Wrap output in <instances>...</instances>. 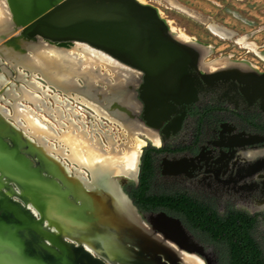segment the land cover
I'll return each instance as SVG.
<instances>
[{
	"label": "flooded vegetation",
	"instance_id": "af4514ba",
	"mask_svg": "<svg viewBox=\"0 0 264 264\" xmlns=\"http://www.w3.org/2000/svg\"><path fill=\"white\" fill-rule=\"evenodd\" d=\"M4 2L10 11L8 0ZM158 13L160 15L159 11ZM165 24L167 25L166 22ZM167 29L171 33L169 26ZM170 35L193 49V53L189 52L186 46L173 39L185 47L194 65L185 68L188 73L186 83L171 85L164 94L150 88L151 93L147 95L139 69L92 46L112 57L131 79L126 83H110L102 93L96 91L94 94H97V100L102 103L105 112L112 115L114 121L117 116L120 123L145 140L134 177L113 170L110 172L111 177L104 176L97 181V185H92L93 176L85 164L73 166L68 163V156L47 155L48 152L44 148H38L34 141L31 144L23 140L22 131L8 134L9 129L4 124L8 122L1 112L0 138L8 140L25 166L28 164L21 151L27 153L24 154L31 160L32 166L28 169L36 171L32 182L44 181L59 191L57 201L62 206L57 210L61 211L50 208L42 225L48 231L58 232L73 244L86 246V249L89 248L86 243L90 244L95 250L89 249L93 254H105L102 255L105 264H138L121 253L123 248L130 252L140 250L149 259L158 255L159 260L165 264H226L227 255L223 245L212 243L211 236L214 232L205 233L191 229L188 225L212 227L233 223L236 212L240 213L237 217L239 223L249 225V232L264 258V229L261 228L264 227V56L238 44L236 37L233 41L230 40L253 56L244 58L228 51L226 54H231V59L228 56H218L220 53L218 57L208 59L210 45L198 43L181 33ZM9 45L10 43H0V53L4 58L8 52L12 57L17 55V51L8 48ZM5 47L7 50L4 51ZM261 54L264 53L261 51ZM9 64L12 62L0 60L2 70L10 68ZM126 92L132 93L130 101L121 99ZM26 99L34 102L33 97ZM136 119L153 129L140 127ZM143 130L154 135L158 143L145 136ZM127 143L129 146V140ZM87 147L85 145L82 148L85 151L84 158L93 160ZM146 150L151 160L148 191L154 194L184 195L182 213L161 207L143 209L135 203L132 191L138 183L141 156ZM0 178L7 185L2 190L10 197L18 199L17 194H26L27 198H33L32 189L25 191L19 182H16V186L13 185L10 178L7 179L1 172ZM111 185L127 196L135 214L141 217L147 227L151 228L148 216L160 211L177 219L192 239L182 248L185 250L165 241V245L158 243L148 251L138 244L137 235L129 239L115 230L111 224L120 225L119 222H114L111 214L110 217L107 215L114 209L113 206L119 210V216L123 217L124 212L123 204L118 201L122 196H118L115 204V195H107ZM45 198V202L50 201L48 197ZM106 198L112 201L111 209L102 206V201ZM53 203L54 199L50 204ZM25 206L38 214V209L34 206ZM92 210H100L105 217H100ZM85 220L91 225H87ZM107 234L114 239L106 237ZM114 241L117 247L111 245ZM100 249L105 251L102 253Z\"/></svg>",
	"mask_w": 264,
	"mask_h": 264
},
{
	"label": "bare ground",
	"instance_id": "6f19581e",
	"mask_svg": "<svg viewBox=\"0 0 264 264\" xmlns=\"http://www.w3.org/2000/svg\"><path fill=\"white\" fill-rule=\"evenodd\" d=\"M53 1L57 0H8L10 8V11H8L4 0H0V43H10L11 46L9 45L8 48H13L15 52L17 51V55L14 56L16 58L12 57L10 52L6 54V58L0 53V60L5 59L7 63H9V61L12 62V64H9L11 67H6L3 71H6L8 74L16 72V74L19 75L18 77L22 78L23 83H25L18 87V92L15 94L8 87L5 89L2 88L8 82L3 75H0V89L2 88L6 96L8 95L13 98L12 100H8L6 97L2 98L5 102L10 103L11 109L5 108L0 104V112L4 118H8L9 116L11 120H14L15 124L25 135H27V132L31 133L33 135L32 137L35 138L33 141L36 146L42 150L44 148L48 152L47 155L52 157H56L57 155L60 157L68 156V163L73 166H82L85 164L93 176V178H91L92 185H97L99 183L97 181L104 176L111 177L110 172L113 170H116V172L128 173L130 176L134 177L137 171V164L139 163L141 146L145 144V140L120 123L117 116L114 121L111 117L112 115L105 112L101 105L102 103L97 100V94H94L96 91L102 93L110 83H126L130 81L131 79L128 78L129 74H124L120 64L107 55L105 53L107 52L106 50L81 39H49L33 34L29 35L28 37H31V39L27 40L9 36L11 31L15 28L21 30L20 26L16 27L19 13H25L32 6H37L42 2L50 3ZM21 15L24 16V14ZM209 28L214 34L220 37L226 38L232 35L231 31L223 29L215 24L210 23ZM169 34L171 33L169 32ZM181 34L184 36L183 33ZM173 39L186 46V48L189 49L188 51L193 53V49L188 46V44L177 40L175 36H173ZM72 41L75 42L72 43ZM237 43L249 49H254L255 47L253 43H249L243 38H238ZM92 46L102 49L105 52L95 49ZM5 50H7V47H5L4 51ZM194 58L196 59V57ZM35 75L41 76L46 81L47 87H51L65 96H72L75 101L74 103H78L83 108L90 110L92 118L98 121H102V119L105 118L108 122L116 124L117 131L119 132V135H117L118 139L115 138V134L108 130V128L101 129L99 126H92L91 129H89L83 121L78 122L71 115H68L66 117V122H64L62 119L65 115L62 110V105H65L64 107H66L67 110L71 108L69 112L72 114H75V109L67 104L70 103L68 100L64 102L62 97L60 98L56 93L53 95L55 107L47 106V104H45L47 91H45V88H42L40 83L34 79ZM86 79L89 80L87 81ZM27 97H34L33 104L29 101L30 106L34 109L19 100L20 98L26 99ZM122 98H124V101H130V98L132 99V93L126 92L122 95L121 99ZM115 100L116 97L114 98V101ZM48 116H52L55 119L56 126L49 124L48 121L44 119ZM142 132L155 143H158L154 135L145 130ZM127 140L130 142L129 146ZM3 141L8 143V140L5 138ZM85 145L88 146L87 149L92 153L94 157L93 160L89 158L86 159V157L84 158L85 151H83L82 148L84 149ZM104 147H106V149H104ZM21 152L24 151L22 150ZM24 153H22L23 159L26 158L30 164L31 160ZM26 160L25 162L28 163ZM31 173H36V171L32 169ZM3 175L7 179L10 178V180L12 178L8 174L6 175L3 173ZM95 175L96 177L94 178ZM34 178L33 174L31 180H35ZM3 183L0 178L1 190L2 188L6 189L7 186ZM9 185H11V182ZM23 187L25 191H30V189L24 185ZM109 193L115 195V204L117 203L116 199L118 196H122V198H118V201L123 204L122 209L124 216H119V210L114 206V209L110 211L107 216L110 217L111 214V218L114 222H119L120 225H111L115 230H119L123 237L129 238L137 235L138 244L143 245L148 251L150 247L156 246L158 243L165 245V241H170L163 238L158 231L154 229L151 230V228L143 224L141 217L135 214V209L131 206L127 196H125L121 190L119 191L111 185L109 191H107V195ZM17 196L25 200L24 205H32L35 207L33 203L34 198H27L26 194H17ZM111 203L112 201L106 198V200L102 201V206L106 209H111ZM28 209L31 210L29 207ZM31 212L33 213V211ZM91 212L95 214L97 212L100 217H105L100 210H92ZM42 227L48 230V228L43 225ZM86 245L89 247L88 250L91 249L95 252L90 244L86 243ZM115 246L117 247L116 242ZM121 246L122 245H118V247ZM84 247L86 248V246ZM179 249L185 250L182 248ZM101 251L103 253L105 250ZM121 253L128 256L130 261H135V263L138 264H159L158 258L160 257L158 255L156 258L149 259L143 255L142 251L130 252L127 248H123Z\"/></svg>",
	"mask_w": 264,
	"mask_h": 264
},
{
	"label": "water",
	"instance_id": "95a60500",
	"mask_svg": "<svg viewBox=\"0 0 264 264\" xmlns=\"http://www.w3.org/2000/svg\"><path fill=\"white\" fill-rule=\"evenodd\" d=\"M18 15L16 27H21L22 36L81 39L139 69L147 95L150 88L164 94L171 85L186 83L185 68L194 65L185 47L170 36L158 11L138 0H57ZM27 164L18 159L12 145L0 139L1 173L10 175L13 185L19 182L32 189L38 209V214L32 213L22 197L14 199L0 189V264H105L102 255L42 227L49 209L61 211L57 209L62 203L57 201L59 191L53 185L32 182L28 169L32 166ZM45 197L50 201L45 202ZM53 199L55 203L50 204ZM148 221L178 248L192 241L179 221L165 212L149 215ZM158 263L165 264L159 258Z\"/></svg>",
	"mask_w": 264,
	"mask_h": 264
},
{
	"label": "rangeland",
	"instance_id": "374dc122",
	"mask_svg": "<svg viewBox=\"0 0 264 264\" xmlns=\"http://www.w3.org/2000/svg\"><path fill=\"white\" fill-rule=\"evenodd\" d=\"M145 4H148L155 8L160 12L159 16L164 20L169 26L171 33L174 35L183 33L184 36L188 38H192V40L202 43L208 44L211 46V53L208 55V59H213L218 56H228L231 59V54H226L228 51H232L235 55H240L244 58H250L253 56L250 52H246L244 48L239 47L234 44L233 39L243 37L246 41L253 42L255 44L254 49L256 50L254 53L257 55L261 54V51L264 53V0H138ZM215 24L219 27L231 31L230 37H220L218 35H214L209 28V24ZM167 26V27H168ZM210 30V31H209ZM235 35H234V33ZM9 36L13 38L20 39H31V37L22 36L20 33V29L15 28L11 31ZM232 41H231V40ZM259 45V46H258ZM261 49V51L259 50ZM220 53V55H218ZM218 55V56H217ZM254 61V60H253ZM0 75H3L4 78L7 79V84H5L2 88L8 87L13 93L18 92V87L21 84H25L22 81V78H19L16 72L12 74H8L6 71H3L0 68ZM38 78V79H36ZM34 79L40 83L42 88L47 91L46 95V103L49 107H55V100L53 95L56 93L57 96L65 102L68 100V105H71L75 110V114L69 112V110L62 105V110L64 111L65 117H63V121L66 122V117L71 115L78 122L83 121L89 129L92 126H99L101 129H107L112 131L115 134V138L118 139L117 135L119 132L117 131V125L114 123L108 122L105 118L102 121H98L91 117L92 113L89 109L83 108L80 104L74 103V99L70 95H63L60 92L55 91L51 87H47L46 81L39 75H35ZM41 80V81H40ZM44 83V84H43ZM2 88L0 89V104H2L5 108L11 109V105L8 102H5L4 97L8 100H12L13 98L10 96H6L5 92H3ZM17 89V90H16ZM133 88V92H134ZM34 98V97H33ZM19 99V98H18ZM19 100L23 101L24 104H28L30 106V102L25 100L24 98H20ZM73 102V104H72ZM34 102H31L33 104ZM62 104V103H61ZM32 106H30L31 108ZM33 108V107H32ZM44 108V107H43ZM72 108V109H73ZM34 109V108H33ZM71 111V110H70ZM39 112V111H38ZM37 113V112H36ZM38 114V113H37ZM137 115V114H136ZM36 116V115H35ZM6 122L4 124L8 127L9 132L21 131L18 129L19 127L15 124L14 120L11 118H4ZM48 121L49 124L56 126L55 119L52 116H48L44 118ZM140 127L149 128L148 125H143L138 119ZM138 126V127H139ZM149 129H153L152 127ZM33 135L27 132V135L23 136V140L26 142H32L35 138ZM31 137V138H30ZM30 139V140H28ZM116 139V140H117ZM115 140V141H116ZM120 142V141H119ZM31 143V144H32ZM117 144V143H116ZM148 144V143H147ZM25 152V151H24ZM22 152V153H24ZM139 161V160H138ZM139 164V163H138ZM147 214V212H146ZM87 225H91V223L87 220L84 221ZM264 229L263 226H261ZM110 234H107L108 237ZM110 239H114L113 236H109ZM111 245H115V241L112 242ZM210 249L213 251V247Z\"/></svg>",
	"mask_w": 264,
	"mask_h": 264
},
{
	"label": "trees",
	"instance_id": "16d2710c",
	"mask_svg": "<svg viewBox=\"0 0 264 264\" xmlns=\"http://www.w3.org/2000/svg\"><path fill=\"white\" fill-rule=\"evenodd\" d=\"M141 161L138 183L132 191L135 203L143 209L161 207L182 213L185 204L184 195L154 194L148 191L151 160L147 150L143 152ZM238 214L240 213L236 212L233 223L212 227L189 224L188 227L205 233L213 231L212 243L223 245L227 255L226 264H264L261 250L249 232V225L239 223Z\"/></svg>",
	"mask_w": 264,
	"mask_h": 264
}]
</instances>
